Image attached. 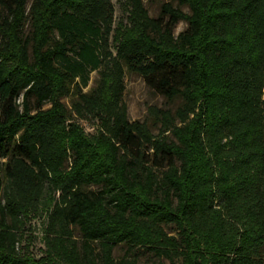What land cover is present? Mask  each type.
Returning <instances> with one entry per match:
<instances>
[{
  "label": "trees",
  "instance_id": "trees-1",
  "mask_svg": "<svg viewBox=\"0 0 264 264\" xmlns=\"http://www.w3.org/2000/svg\"><path fill=\"white\" fill-rule=\"evenodd\" d=\"M116 2L0 0V264H264V0ZM125 70L180 99L157 133Z\"/></svg>",
  "mask_w": 264,
  "mask_h": 264
},
{
  "label": "rangeland",
  "instance_id": "rangeland-1",
  "mask_svg": "<svg viewBox=\"0 0 264 264\" xmlns=\"http://www.w3.org/2000/svg\"><path fill=\"white\" fill-rule=\"evenodd\" d=\"M115 6L114 19L117 21L122 14L118 8L116 0H112ZM168 0H143L145 7L148 10L149 15L157 16L160 13L162 3ZM176 6V3H173ZM184 11L188 12L187 7H182ZM186 27L185 21H179L174 29V33L177 34L179 31L183 30ZM28 28V27H27ZM111 46V43H109ZM113 52L115 50L111 46ZM99 74L98 70H92L89 73V79L87 85L83 87V90H90L97 83ZM124 89L122 92V101L126 106L127 116L129 120H140L145 121L150 129L157 133L159 130L160 123L157 119L150 113L149 108L155 106L157 108H170L174 110L176 106L180 104L179 98L166 99L162 95L156 93L150 89L144 82L143 78L136 73L129 72L125 70L123 77ZM73 95L65 97L64 101L69 104L70 99ZM21 98H19L20 100ZM79 122L83 125L86 131L93 132L95 128V122L89 120H81ZM32 227L27 229L26 237L22 241L21 245L25 243H30V249L38 256L41 254V231H42V221L39 218H36L32 221ZM75 236L78 237V231L75 230ZM125 245H117L113 250V256L115 258L120 257L124 251ZM136 256L138 259V264H170L169 261L165 258H158L153 256L149 251L142 248L136 251Z\"/></svg>",
  "mask_w": 264,
  "mask_h": 264
}]
</instances>
